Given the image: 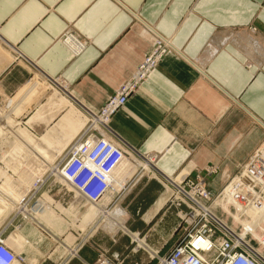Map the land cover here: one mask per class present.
<instances>
[{"label":"crops","instance_id":"1","mask_svg":"<svg viewBox=\"0 0 264 264\" xmlns=\"http://www.w3.org/2000/svg\"><path fill=\"white\" fill-rule=\"evenodd\" d=\"M158 37L171 42L170 52L111 128L143 158L161 156L154 171L174 181L185 172H237L264 146V0H0V130L10 133L1 139L0 161L34 165L5 164L0 172H41V162L55 159L45 148L52 130L56 144L73 138L68 110L43 98L28 103L38 85L30 82L34 76L64 87L66 107L98 111ZM12 127L46 132L36 141ZM171 172L182 173L176 179ZM131 174L122 182L131 188L129 201L146 188H162ZM22 176L16 184L0 176V221L13 209L7 193L18 191ZM153 192L134 211L145 221L164 203ZM48 199L43 205L51 209ZM16 221L2 222L8 240ZM93 258L83 248L78 259Z\"/></svg>","mask_w":264,"mask_h":264},{"label":"rangeland","instance_id":"2","mask_svg":"<svg viewBox=\"0 0 264 264\" xmlns=\"http://www.w3.org/2000/svg\"><path fill=\"white\" fill-rule=\"evenodd\" d=\"M30 82L31 84L37 82L38 85L33 96L27 99L28 103H31L34 99L43 98L50 102L55 101L56 109L62 110V113L68 110L67 113L73 117V122H71L73 127L69 131L70 137L72 136L73 138L67 140L68 142L65 145L63 143L56 144V135L54 130H52L53 139L45 145V148L50 154L55 156V159L45 163L41 162V172H0L2 179L14 180L15 184L20 180L18 175H23L22 177L25 180V183H22L17 192L7 193L10 200L9 203H13L14 205L12 211L0 221V230L2 229V222H5L6 219H8V222H11L14 213L19 212L21 198L33 194L38 184L44 181L34 202L29 207H24L22 215L20 214L21 211L19 212L17 221L9 231L11 235L9 240H7L8 244L16 252H19L16 247L20 246V250L23 252L24 262L20 264H69L72 260L74 261L71 264H81L78 258L83 248L89 250L92 257H94L93 260L96 258L97 250H101V252H105L109 256L123 257L127 264H155V260L150 258L152 252L158 251L160 255H163L179 240L184 231V227L179 225L178 215L182 212H187L188 208L183 204H177V201H175V184L181 180L200 179L204 182L206 189L217 197L221 192H224L226 186L243 174L242 167L248 164L253 155L260 149L259 147L252 157L239 167L237 172H215V170H212L195 172V175H193L194 172H185L184 175H186H183V178L177 181L166 177L162 172L153 171L154 163L158 162L161 156L151 157L154 161L152 164H148L145 158L140 157L144 159L143 163H146L152 169L146 170L138 162L136 155H141L138 152L139 154L133 155V159H125L120 173L116 172V175L118 174L117 176L122 178L121 182H123V179L125 181L127 179L126 175L129 176L132 172L144 178L157 180L162 184L160 190L154 187L146 188L143 193L138 195V199L129 201L128 196L130 195L131 188L122 183L121 187H113L109 194L97 203L88 202L83 199L79 200L80 195L77 190L70 187L64 178L59 174L50 177V174L52 172H59L58 163L75 138L84 130L87 116L84 111L75 105L68 104V107H66L68 98L65 95H67V92L57 81H53L55 84L53 85L49 81L34 76ZM58 86H61L60 88L63 91ZM36 92H38L37 95ZM11 119L14 123L15 118L12 115ZM12 129L27 135V137H32L36 141L40 140V137L46 132L44 131L43 134L36 135L24 127H12ZM9 134L8 129L2 128L0 130V143L1 139H5ZM10 138H12L11 135ZM34 145L36 146L37 144ZM5 164H12L14 168H19L18 164H20L21 169L24 170L32 163L28 160L24 162H20V160L0 161V168L5 166ZM180 173L182 172H171L170 175L177 179ZM247 176L251 177L249 174ZM251 183L254 184V181H251ZM155 191L158 192V198L162 194L166 195L158 201V204L164 203L161 206L162 209H159L161 210L159 214L145 221L147 215L137 216L134 214V211L137 207L144 204L140 201L141 197H147L152 192L156 193ZM46 199L51 200L49 201L51 209H47L43 205V201ZM116 211H122L118 219L123 220L124 225L120 230L112 233L101 226L107 218L110 221H114L112 216H115L114 212ZM11 214L13 215L8 217ZM221 214H223L225 220H228L229 214H226L224 211ZM233 226L238 228V231L241 229L239 225ZM255 233L264 235V229L261 232L256 229ZM4 234L6 233L4 232ZM83 239H85L84 242H82ZM98 243L101 244V247ZM12 264L19 263L15 261Z\"/></svg>","mask_w":264,"mask_h":264},{"label":"built area","instance_id":"3","mask_svg":"<svg viewBox=\"0 0 264 264\" xmlns=\"http://www.w3.org/2000/svg\"><path fill=\"white\" fill-rule=\"evenodd\" d=\"M170 50L171 42L158 37L130 78L105 100L100 110H84L87 116L84 130L62 156L58 163L59 172H52L50 177L59 174L88 202L97 203L105 198L113 189L112 170L122 159H133L134 154H139L113 131L112 118L124 108L129 97L156 70ZM242 172L229 184L233 188L228 185L226 189V186L217 197L200 179L181 180L175 184V201L188 208L187 212L178 215L184 231L163 255L152 252L150 258L155 264H264V235L255 233L256 229L260 232L264 229V146L242 167ZM43 183L38 184L33 194L21 198V215L24 207L34 202ZM222 211L230 215L228 220L224 219ZM19 212L12 218H16ZM261 214L263 218L257 219ZM257 220L259 224L256 226ZM252 221V229L243 230L244 223ZM233 225H239L241 229L238 231ZM7 240L1 229L0 264L24 262L23 252H16ZM84 264L127 263L121 256H109L97 250L96 258Z\"/></svg>","mask_w":264,"mask_h":264},{"label":"bare ground","instance_id":"4","mask_svg":"<svg viewBox=\"0 0 264 264\" xmlns=\"http://www.w3.org/2000/svg\"><path fill=\"white\" fill-rule=\"evenodd\" d=\"M137 158H138V162L139 164H141L146 170H152L150 168V166H147L146 163H143V158H140V157H143L141 155H136ZM154 157V156H153ZM140 158V159H139ZM126 158L122 159L118 164L117 166L112 170V173H111V180H112V186L115 188V187H121L122 186V182L120 180H122L121 177L117 176L116 175V172H119L120 173V169L124 163ZM145 161L148 162V164H152L154 163L153 159L149 156L147 158H145ZM154 171V170H153ZM155 172H158L155 170ZM57 178V177H56ZM63 180V179H62ZM71 187V186H70ZM72 190V189H71ZM109 194V192L107 193ZM166 195L165 194H162L160 196V200L163 199ZM83 198L80 196V199L79 200H82ZM84 200V199H83ZM35 208V207H34ZM30 209V208H29ZM28 210V209H27ZM98 211V210H97ZM101 211V210H100ZM115 213V216L113 215L112 218L114 219V221H110L108 220H105L104 224L101 226L102 228H105V230H108L109 232H112V233H115L117 232L118 230H120V228L124 225V221L123 220H119L118 219V216L122 214V211H116L114 212ZM113 213V214H114ZM110 214V213H109ZM108 216V215H107ZM109 217V216H108ZM108 232V233H109Z\"/></svg>","mask_w":264,"mask_h":264}]
</instances>
